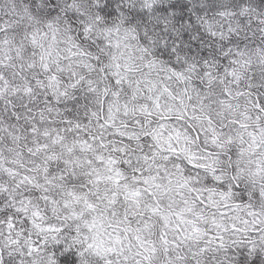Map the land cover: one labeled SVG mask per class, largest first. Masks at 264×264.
<instances>
[{
    "label": "snow or ice",
    "instance_id": "6c2138e0",
    "mask_svg": "<svg viewBox=\"0 0 264 264\" xmlns=\"http://www.w3.org/2000/svg\"><path fill=\"white\" fill-rule=\"evenodd\" d=\"M0 264H264V0H0Z\"/></svg>",
    "mask_w": 264,
    "mask_h": 264
}]
</instances>
